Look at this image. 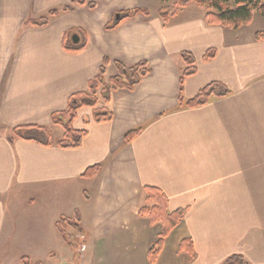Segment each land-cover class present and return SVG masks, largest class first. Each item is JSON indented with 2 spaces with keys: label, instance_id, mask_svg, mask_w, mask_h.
I'll return each instance as SVG.
<instances>
[{
  "label": "crops",
  "instance_id": "1",
  "mask_svg": "<svg viewBox=\"0 0 264 264\" xmlns=\"http://www.w3.org/2000/svg\"><path fill=\"white\" fill-rule=\"evenodd\" d=\"M73 1L0 0V263L7 264L6 249L14 245L40 261L71 263L73 245L56 228L65 218L78 223L85 240L80 254L73 235L76 264H149L161 228L138 212L143 189L153 187L167 198L169 212L185 210L154 264H222L231 256L264 264V39L255 38L260 32L245 31L248 25L208 26L197 13L163 25L159 0L152 11L149 0H84L93 9ZM68 5L73 11L43 27L23 26ZM133 9L149 15L105 29L115 13ZM71 29L84 36L78 42L84 48L74 54L62 48V35ZM208 50L215 56L204 61ZM182 52L192 55L196 67L184 80V100L212 83L230 94L199 108H178ZM104 59L106 83L117 75L115 62L145 61L150 73L132 91L113 90L108 103L76 110L70 125L86 133L79 148L11 138V130L34 126L61 137L63 129L52 118L87 91ZM94 109L107 110L111 120L94 122ZM136 128L141 133L124 145L123 136ZM98 164L95 176L82 177ZM15 198L25 203L20 216ZM14 215L21 225H14ZM184 239L192 242L193 260L179 252Z\"/></svg>",
  "mask_w": 264,
  "mask_h": 264
},
{
  "label": "trees",
  "instance_id": "2",
  "mask_svg": "<svg viewBox=\"0 0 264 264\" xmlns=\"http://www.w3.org/2000/svg\"><path fill=\"white\" fill-rule=\"evenodd\" d=\"M167 0H160L163 4ZM77 5H86L89 9H93L94 5L91 3L86 4L84 0H75L72 2ZM196 5L204 9L203 19L208 26H220L223 28H229L232 30L240 29L248 25L253 15L256 14L264 19V0H236L235 7H230L227 0H197ZM167 8H161L159 11V17L162 20L163 25H166L169 19L167 16ZM73 7L68 5L62 9H53L42 17L37 19H29L24 22V27H43L47 25L49 19L57 17L61 12H71ZM149 14L146 10L133 9L131 11L115 13L111 22L106 25V30H112L119 22L125 19H132L137 16L147 17ZM116 16L119 18L116 19ZM74 34L83 35L81 30L71 29L62 35V48L68 53H78L84 45L72 44L71 36ZM256 40L264 39L263 34H256ZM215 56V50H208L203 56L204 61L213 59ZM180 57L184 62V68L180 72L179 76V99L178 108L195 109L205 106L211 98H222L228 96L230 92L219 83H212L202 88L197 95L190 99L184 100L182 98V90L184 80L195 74V60L190 53L182 52ZM108 64V60L104 59L98 70L97 76L89 81L87 91L83 94L71 98L67 111L52 118V124L60 126L63 129V135L55 145L63 149H76L81 146V142L85 137V131H77L72 129L71 122L75 118V112L81 107L95 108L98 99L97 95L102 96L103 102L106 104L109 101V93L113 90H127L132 91L136 85L140 82L142 77H145L150 73L148 63L145 61L125 66L118 62L114 63V67L117 71L116 77L111 79L109 83L104 81L105 68ZM102 103V102H101ZM67 114V115H66ZM111 113L105 109H94L92 112V119L96 123L108 122L111 120ZM64 120V121H63ZM140 128L133 129L127 132L123 136L124 145L133 141L140 133ZM11 138L13 136L26 140L34 141L44 146H50L51 139L48 134L47 128L41 127H29V128H16L11 130ZM102 168V165H94L88 168L82 175L85 179H90L95 176ZM168 201L165 195L158 189L153 187H145L143 189L142 205L139 209V216L145 219L149 225H159L161 230L157 239L152 243L149 248L147 257L149 264H154L159 254L162 251L163 245L167 237L175 230L185 215L184 209H178L174 212H169L167 209ZM71 222L65 218H60L56 223L57 231L60 237L67 243L72 245L76 244V240L73 235L67 233V228L75 230L76 226L71 227ZM80 230V229H78ZM77 230V231H78ZM179 252H183L187 259L193 260V248L192 242L189 239H184L180 242ZM23 260L25 258H22ZM25 264H28L26 261ZM34 264H41L35 262ZM222 264H249L245 262L240 256H231L227 258Z\"/></svg>",
  "mask_w": 264,
  "mask_h": 264
},
{
  "label": "rangeland",
  "instance_id": "3",
  "mask_svg": "<svg viewBox=\"0 0 264 264\" xmlns=\"http://www.w3.org/2000/svg\"><path fill=\"white\" fill-rule=\"evenodd\" d=\"M157 0H149L148 1V5L149 6V10L152 11V9L154 10V5H155V2ZM160 1V0H159ZM196 1L197 0H167L165 3H161V8H167V16H169V18L172 20V19H179V20H183V19H187L191 16H194V13H197V15H202L204 14V9H202L201 7L197 6L196 5ZM228 2V5L230 7H235V2L236 0H227ZM245 31H248V32H251V33H254V32H260L259 34H262L264 33V19H262L261 17H259L258 15L254 14L253 15V18L251 20V22L248 24V26H246L244 28ZM244 32V31H242ZM246 33V32H244ZM73 36H77V34H74ZM72 36V37H73ZM79 36L81 37L82 35H79L78 34V42H79V39H82V38H79ZM84 37V36H82ZM72 41V40H71ZM84 41V40H83ZM133 65V64H132ZM97 99H98V103L99 102H103L102 100V96L100 94L97 95ZM67 115V114H66ZM64 121V120H63ZM53 126H56V125H53ZM60 126H56V128H58ZM62 129V127H60ZM59 129V130H61ZM60 133V131H57ZM48 134L50 135L51 139L49 140V142L51 144H55L59 141V139L62 137H57L55 136L56 133L55 132H50L48 130ZM63 135V134H62ZM12 195L11 197L14 198L15 197V193H13V191H11V194ZM12 202V201H11ZM15 206H16V209H17V215L20 216L22 215L23 213V210H22V206L25 204L21 198H15L12 202ZM33 216H29L27 219V222H26V226H29L31 227L32 226V218ZM13 219V223L14 225H21V219L20 220H17V217L16 215H14L12 217ZM71 222V227L72 226H76L75 230H72L70 229L69 227L67 228V233L68 234H72V235H75L76 239H78L77 241V244H78V248H77V251L81 254V249H82V246L84 244V239H81L82 236H80V232L78 229H80L78 223L74 222V221H70ZM78 230V231H77ZM9 249V250H8ZM17 250H20V251H17ZM6 251L9 252V256L10 258L7 260V264L10 263V264H25V262L27 261L28 264H34L35 261L36 262H40L41 264H54L53 262H49L48 260H45V261H40L39 259H34V258H31V256H29L28 254H25L23 251L24 249L21 248V246H18V245H14V246H8ZM73 253H74V256L73 258L70 260L72 264H76L77 261L79 260V257H78V254L76 252V248L75 246L73 245ZM25 255V256H24ZM23 257H26L28 259H22ZM0 258H1V253H0ZM17 260H16V259ZM19 259V261H18ZM3 259H1L2 261ZM0 261V262H1ZM17 261V263H16ZM65 261V260H64ZM62 262L64 264H71V263H66V262ZM69 261V260H68ZM69 261V262H70ZM58 263V262H57ZM2 264V263H0Z\"/></svg>",
  "mask_w": 264,
  "mask_h": 264
},
{
  "label": "water",
  "instance_id": "4",
  "mask_svg": "<svg viewBox=\"0 0 264 264\" xmlns=\"http://www.w3.org/2000/svg\"><path fill=\"white\" fill-rule=\"evenodd\" d=\"M118 18H119V17L116 16V19H118ZM72 43H73V44H77V43H78L77 36H73V37H72Z\"/></svg>",
  "mask_w": 264,
  "mask_h": 264
}]
</instances>
